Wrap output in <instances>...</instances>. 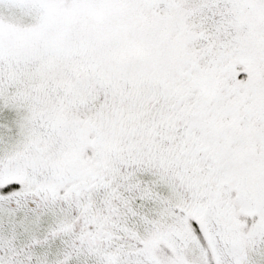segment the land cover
<instances>
[{"label":"snow or ice","instance_id":"1","mask_svg":"<svg viewBox=\"0 0 264 264\" xmlns=\"http://www.w3.org/2000/svg\"><path fill=\"white\" fill-rule=\"evenodd\" d=\"M0 264H264V0H0Z\"/></svg>","mask_w":264,"mask_h":264}]
</instances>
